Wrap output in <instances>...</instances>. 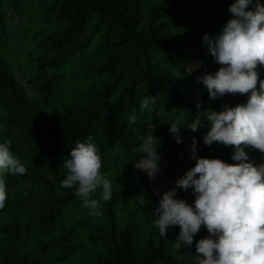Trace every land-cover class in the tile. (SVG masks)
Here are the masks:
<instances>
[{
  "label": "trees",
  "instance_id": "obj_1",
  "mask_svg": "<svg viewBox=\"0 0 264 264\" xmlns=\"http://www.w3.org/2000/svg\"><path fill=\"white\" fill-rule=\"evenodd\" d=\"M142 3L143 0H54L50 12L65 26L43 36L44 31H37L39 46L34 52L24 54L26 62L19 68L28 78L29 88L17 78L14 63L1 52L4 36H1L0 25V143L11 142L10 150L28 173H0L7 193L4 207L0 208V264H48L47 260L59 264L83 248L79 229H70L65 223V209L76 203L77 196L57 192L48 179L41 180L37 190L34 186L41 178L40 170L62 163L75 142L84 141L89 134L93 136L95 130L98 135L93 142L99 147L115 139L126 140L131 132L128 114H132L134 102L140 98L131 94L120 96L117 108L106 111L118 84L131 82L130 76L136 82L145 79L144 98L152 95L157 97L156 101H162L173 96L188 115L194 116L197 112L179 87L171 85L148 59L149 52L157 47L168 55L173 53L175 60L181 61L186 40L164 33L163 27L168 28L166 20L157 23L156 18H161L164 6L153 2L151 11L144 13ZM259 3L264 5V0ZM48 15L45 11L41 16ZM147 16L151 24L148 30L144 24ZM4 23H1L0 0V24ZM4 39L7 41L6 37ZM100 58L111 61L103 70L110 73L112 83L77 100L54 98L57 82L70 69L92 72L99 67ZM131 99H134L133 104ZM182 119L177 118L176 122L185 125ZM186 132L185 128L180 130L182 142ZM170 149L172 154L177 153L174 147ZM262 157L264 154L254 149L252 162L259 164ZM99 203L113 220L114 201ZM138 227L132 215L122 231L113 228L112 232L101 230L102 233L95 236L91 234L90 239H97L106 246L107 257L96 264H182L170 253L167 232L160 237L158 247L149 242L136 259ZM32 233L38 234V240L30 238ZM30 242L35 243L32 251L20 254Z\"/></svg>",
  "mask_w": 264,
  "mask_h": 264
},
{
  "label": "rangeland",
  "instance_id": "obj_2",
  "mask_svg": "<svg viewBox=\"0 0 264 264\" xmlns=\"http://www.w3.org/2000/svg\"><path fill=\"white\" fill-rule=\"evenodd\" d=\"M54 0H1V52L7 56L10 62L14 63V71L21 83L29 88L28 78L23 76L19 68L26 62L24 54L34 52L39 46V36L37 31H44L42 36L53 33L64 28L65 23L58 19L54 13L50 12ZM153 2L157 6H164L161 11V18L157 16V23L160 24L162 19L166 20L167 27H163L164 33L171 37H178L186 40V46L183 50V59L176 61L171 55H168L157 47L149 52V63L159 70V72L169 80L171 85L179 87L186 96L188 103L196 111V104L201 103V110L211 109L220 111L223 105L234 107L238 104H245L249 94H225L216 99H209L207 90L202 83L197 81V77L204 73H214L221 65L217 64L207 48L202 44V36L207 33L209 36L216 35L220 32L227 20L232 18L228 12L229 6L234 3L233 0H143L141 9L144 13L151 11ZM144 5H146L144 7ZM255 3L249 5L246 10H254ZM49 15L46 18L41 16L43 12ZM41 13V15H40ZM148 17V16H147ZM144 17L146 30L150 27V20ZM160 18V19H159ZM159 27V26H158ZM46 37H44V40ZM16 46V48H14ZM174 55V54H173ZM178 59V58H176ZM98 68L89 73H84L81 68L70 69L68 73L57 82L54 98L57 101L65 99L77 100L88 94L96 93L113 82L110 73L104 68L110 66L111 61L100 58L97 61ZM72 70V71H71ZM258 82L264 79V66H258ZM131 82L123 81L118 84L116 91L112 94L110 104L106 111H113L117 108L119 97H128L131 94L134 98H140L134 102L137 119L130 125L131 132L126 135V140L115 139L113 143H104L101 147L97 146L101 157V171L108 174L112 183V200L114 201V219H109V215L104 212L105 207L99 203L100 216L94 217L87 214V210L81 207V201L76 197V203L69 205L65 210V223L68 228H78L81 234L80 241L83 248L77 250L74 255L67 258L59 264H96L101 258L107 257L106 246L103 242L94 241L91 234L95 236L102 233L101 230L112 232L113 228H119L121 231L129 223L132 215L139 224L136 232L140 233L138 237L136 259L140 258L145 251L146 245L152 242L154 247H158L160 235L158 230L152 225L154 209L158 205L160 195L164 191L175 186V182L181 178L184 173L194 166L195 160L191 159L190 146L192 138L197 141L198 151L196 155L204 158H217L229 164L237 163L230 159L234 152L232 146H224L217 142L212 145L203 143V136L207 133L208 128L205 126L199 128L197 132L186 129L184 136L185 141L177 143L168 131L169 124L176 121L177 118H183L185 125L191 121L193 115H188L187 111L182 110L181 105L173 96L166 97L162 101H156L152 105L151 112L139 109V103L145 97V79L137 82L131 78ZM136 90V91H135ZM133 91V92H131ZM28 92H31L28 89ZM136 93V94H135ZM32 96V93H30ZM31 99V97H29ZM131 115L128 114V116ZM180 124V123H178ZM180 125H184L180 124ZM153 133L160 140L158 155L160 157V170L153 178H149L146 173L133 168V162L140 158L142 153L139 150L141 143L139 136ZM98 135V131L93 132V138ZM166 141V142H165ZM174 147L177 153L172 154L170 149ZM244 151L253 161L254 149L245 147ZM176 158V161L173 160ZM62 163L54 167L44 168L39 171L41 178L37 184L32 186L36 189L41 180L48 179L52 187L60 193H74L72 188H61L60 180L64 178L65 170L61 168ZM24 174H28L25 171ZM4 183V182H3ZM5 185V184H4ZM37 190V189H36ZM99 191V190H98ZM157 191L159 195H157ZM93 198H98L95 196ZM177 198L184 199L191 204L195 196L191 189L187 191L177 189ZM111 199L109 201H111ZM74 201V202H75ZM106 204L108 201H100ZM147 206V207H146ZM146 207V210H140ZM179 226H171L167 233L169 235V250L182 264H196L195 251L196 241L207 237L209 234L202 225L197 234L193 237V244L177 249L172 243L176 241L179 233ZM31 239L38 240V234H31ZM26 244V243H25ZM23 244V245H25ZM22 245V246H23ZM34 242L28 243L23 247L20 254H29L32 251ZM48 264H58L56 261H46ZM17 264V263H15ZM102 264H109L105 262ZM151 264H167L163 262H153Z\"/></svg>",
  "mask_w": 264,
  "mask_h": 264
},
{
  "label": "clouds",
  "instance_id": "obj_3",
  "mask_svg": "<svg viewBox=\"0 0 264 264\" xmlns=\"http://www.w3.org/2000/svg\"><path fill=\"white\" fill-rule=\"evenodd\" d=\"M252 3L253 0H235L228 8L232 18L220 32L202 36L203 46L221 67L196 78L207 90L209 99L226 93H250L247 102L234 107L223 105L216 111L201 110L198 101V111L189 123L167 124L178 144L182 142L179 135L182 128L197 132L206 126L203 143L232 146L230 159L237 162L229 164L217 158L198 157L197 141L193 137L190 152L194 166L174 187L160 195L154 209L152 225L160 237L171 226H179L176 241L172 243L177 249L191 246L193 237L204 226L209 235L196 241V264H264V157L255 164L244 151L245 147H251L264 154V79H259V89L256 87L257 68L264 66V5L256 0L254 10H246ZM156 100L152 95L144 98L139 103L140 111L151 112ZM136 119L134 108L128 117L129 124ZM139 139L142 155L133 162V168L151 179L160 170V140L153 133ZM10 148L9 140L0 143V173L22 175L26 169ZM61 168L65 175L60 187L74 189L87 214L100 216L99 202L112 198V183L108 174L101 171V157L91 134L84 141L75 142L63 158ZM177 189H191L195 196L192 203L177 198ZM6 198L0 179V208L4 207Z\"/></svg>",
  "mask_w": 264,
  "mask_h": 264
}]
</instances>
